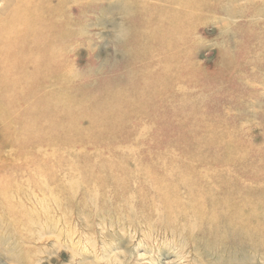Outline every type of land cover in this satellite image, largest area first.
Masks as SVG:
<instances>
[{
    "label": "bare ground",
    "instance_id": "bare-ground-1",
    "mask_svg": "<svg viewBox=\"0 0 264 264\" xmlns=\"http://www.w3.org/2000/svg\"><path fill=\"white\" fill-rule=\"evenodd\" d=\"M56 1L17 0L0 17V131L15 138L4 141L3 153L32 162L33 173L31 184L0 183L6 218L22 221L27 212L17 191L32 186L33 192L45 190L42 200L67 199L87 172L95 197L113 193L124 202L151 201L147 215L164 209L177 226L194 222L192 230L208 228L222 240L225 230L252 233L254 244L264 246V143L239 134V123L223 116L220 82L211 72L197 73L188 60L199 21L194 9L203 13L215 6L209 0H120L127 63L114 77L98 78L65 58L63 42L74 18L68 0ZM257 26L248 30V52L264 54V26ZM234 88L235 100L245 95L242 86ZM81 119L88 125L78 131ZM141 129L149 131L147 138L136 137ZM152 137L160 138L157 145ZM140 157L154 159L152 168L161 174L151 173V166L136 172L129 164ZM41 180L55 186V195L46 194Z\"/></svg>",
    "mask_w": 264,
    "mask_h": 264
},
{
    "label": "rangeland",
    "instance_id": "rangeland-1",
    "mask_svg": "<svg viewBox=\"0 0 264 264\" xmlns=\"http://www.w3.org/2000/svg\"><path fill=\"white\" fill-rule=\"evenodd\" d=\"M214 2L209 0L208 5L215 8L205 13H199L198 7L194 9L199 21L190 40L188 60L199 68L197 73L211 72L210 76L220 82V93L226 98L218 102L225 107L223 116L239 123L240 135L262 145L264 54L248 52L253 45L248 30L251 24L264 26V0H220L216 5ZM16 4L17 0H0V17H7ZM65 5L74 18L71 34L63 42L67 61L80 70H92L98 78L119 74L122 70L118 67L127 63L123 2L68 0ZM258 30L251 29L250 34H258ZM235 85L246 91L237 100L232 93ZM91 88V93L96 94L92 83ZM217 92L220 94L210 90L211 94ZM87 125L88 121L81 119L75 128L80 131ZM1 134L0 131V183L11 188L31 184L32 162L21 164L16 155L3 153L7 149L4 141L15 138ZM143 134L149 131L141 129L136 137L147 138ZM78 137L87 136L80 133ZM159 140L152 137L151 144L157 145ZM137 146L140 149L142 144ZM209 158L210 155L203 160ZM155 163L152 158L140 157L137 164L129 165L136 172L151 166V173L161 174L159 168L153 170ZM81 167L90 170L83 164ZM29 169L31 172L27 173ZM84 175L70 197L63 200L43 201L40 196H44L45 190L33 192L32 186L17 191L14 195L27 211L22 214V221L6 218L0 208V264H264V246L254 244L252 233L225 230L222 240L208 228L206 232L192 230L194 222L184 221L177 226L164 214V209H159L156 217L147 215L151 201L124 202L113 193L95 197L92 192L96 191L87 185V172ZM41 182L46 184V180ZM46 188V194L53 196L55 186L46 184ZM34 193L37 196H32ZM256 206L257 203L251 204L252 208Z\"/></svg>",
    "mask_w": 264,
    "mask_h": 264
}]
</instances>
